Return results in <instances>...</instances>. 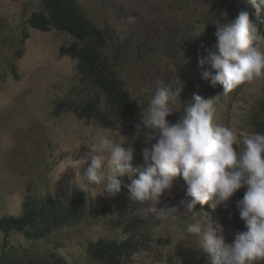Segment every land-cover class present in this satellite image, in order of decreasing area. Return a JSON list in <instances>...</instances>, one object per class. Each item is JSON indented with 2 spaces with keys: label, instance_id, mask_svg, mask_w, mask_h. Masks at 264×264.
<instances>
[{
  "label": "rangeland",
  "instance_id": "374dc122",
  "mask_svg": "<svg viewBox=\"0 0 264 264\" xmlns=\"http://www.w3.org/2000/svg\"><path fill=\"white\" fill-rule=\"evenodd\" d=\"M242 1L75 0L103 35L106 44L103 52L109 67L120 78L141 115L150 94L160 84L179 80L181 101L173 109L180 115L195 93V84L216 88L201 78L204 69L198 58L207 55L205 49L214 50L217 24L230 21V12L233 7L241 8ZM39 5L40 0H0V219L19 216L27 198L47 195L61 201L72 194L79 195L91 213L81 222L64 226L39 241L26 240L18 232L4 239L0 232V256L8 254L9 260L19 258L22 262L47 261L55 254L70 264H89L92 262L87 253L89 243L133 238L138 240V250L125 264H211L208 254L196 248L195 240L191 243L185 239L184 228L190 216L182 214L167 226L150 216H142L139 208L144 205L131 203L128 190L123 187L131 182L127 176L118 177L122 188L116 196L98 194V187L87 193L76 187L79 169L82 174L90 165L89 148L96 137L112 135L118 141L126 139L125 147L135 146L134 167L143 164L142 149L147 144L145 137H141L139 149L134 151L139 137L135 139V134L129 131V122L103 127L96 115L89 113L84 103L104 106V97L88 80L80 81L76 60L60 54L62 47L73 44L71 36L30 28L28 19ZM250 7L255 13H251L252 18L260 20L258 32L264 34V12L257 13ZM129 16L135 17L134 24H127ZM190 34L196 41L193 50L184 45ZM144 88L150 90L149 94L142 92ZM205 88L200 92H205ZM219 92L223 108L214 105L217 122L221 123L225 117V126L237 132L249 131L246 120L264 93V79L239 85L227 94L223 88ZM233 147L239 151L236 145ZM185 186L188 188L181 177L175 178L170 193L161 197L163 203L158 207L179 206L181 200L189 201ZM240 190L237 198L241 199L246 188ZM230 202L231 198L211 207L213 214L202 212L200 207L195 211L214 227L219 224L228 243L236 231L246 230L244 221L233 213L238 211L237 206L227 208ZM184 211L180 208V212Z\"/></svg>",
  "mask_w": 264,
  "mask_h": 264
},
{
  "label": "clouds",
  "instance_id": "9594fccd",
  "mask_svg": "<svg viewBox=\"0 0 264 264\" xmlns=\"http://www.w3.org/2000/svg\"><path fill=\"white\" fill-rule=\"evenodd\" d=\"M257 13L264 12V0H246ZM226 16V14H224ZM134 24L135 17H127ZM216 44L205 49L206 56L198 58L204 69L200 75L212 87L217 84L227 94L239 85L264 79V34L247 11H240L234 20L217 24ZM179 80L160 84L150 94L143 108L137 133L145 137L142 149L143 164L134 167V153L128 141H118L112 135L96 137L91 148L90 165L77 184L83 192L98 187V194L116 196L123 184L131 203L142 216H150L163 226L177 221L182 214L190 216L184 228L185 239L196 242V248L208 254L211 264H260L264 261V133L237 132L217 122L213 98L193 93L183 108V115L175 123L166 118L180 100ZM149 94L150 90L142 89ZM234 145L239 151L234 150ZM83 161V160H82ZM85 161H83V164ZM82 164V165H83ZM137 177L133 179V177ZM188 185L179 206L163 204L161 197L170 193L175 178ZM246 188L236 202L245 231H236L231 243L226 242L223 228L193 211L197 204L211 202V207L229 201L235 192ZM214 206V207H213ZM180 208L185 211L180 212Z\"/></svg>",
  "mask_w": 264,
  "mask_h": 264
},
{
  "label": "trees",
  "instance_id": "16d2710c",
  "mask_svg": "<svg viewBox=\"0 0 264 264\" xmlns=\"http://www.w3.org/2000/svg\"><path fill=\"white\" fill-rule=\"evenodd\" d=\"M250 5L246 3V0H243L241 8L233 7L228 20H234L242 9H245L250 14V19H252L251 17H254L252 14L255 13L251 10ZM252 20L258 31L259 18L256 17ZM28 25L30 28L42 32L52 30L63 32L74 39L71 46L60 49V54L77 61V77L81 82H84V79L88 80V83L104 97L105 102L104 106H99L96 103L86 101L84 103L85 107L89 110V113L96 115V119L101 121L103 127H112L116 122H129V131L135 134V139L139 137L136 140L134 139L137 144L134 151L138 150L142 140L141 137H144L142 134L138 135L137 133V125L140 124L142 115L136 103L130 99L128 93L123 89L120 78L109 67L110 63L103 52L106 45L103 35L86 18L75 0H40L39 9L31 13ZM204 91L207 92L206 96H208V92L213 91V89L205 88ZM221 106V103H219L220 109L223 108ZM250 115L252 117H249V125L254 127L256 132L264 133V93L261 99L257 101L253 114ZM181 116L179 114L178 117L175 111L166 119L170 123H175ZM225 121L226 118L223 117L221 123L224 126ZM249 128L251 130V127ZM151 143H155V140L147 144V147H151ZM186 188L185 186L184 190ZM240 192L239 189L234 193L235 196L233 194L230 206L227 208L236 205V202L240 199V197L237 198ZM48 196L42 198L29 197L23 203V210L19 216L1 218L0 232L3 234V238H8L9 234L18 232L19 235L23 234L26 240L39 241L61 230L64 226L81 222L91 213L86 202L79 195L72 194L63 201L53 199L51 196L48 198ZM209 205L201 206L197 204L193 210L194 212L198 211L197 208L200 207L202 212L213 214L211 204ZM233 213L236 215L239 214V211H233ZM139 235L143 236V234ZM137 243L138 240L133 238L123 240L98 239L88 244L87 253L90 260H92L89 264H125L134 256V250H138L139 244ZM12 262L13 264H70L55 256V254H52L51 259L47 261L32 259L27 261L26 259L22 262L19 261V258L9 260L8 254L0 256V264H11Z\"/></svg>",
  "mask_w": 264,
  "mask_h": 264
},
{
  "label": "bare ground",
  "instance_id": "6f19581e",
  "mask_svg": "<svg viewBox=\"0 0 264 264\" xmlns=\"http://www.w3.org/2000/svg\"><path fill=\"white\" fill-rule=\"evenodd\" d=\"M252 18V17H251ZM253 19V18H252ZM258 27H260V26H258ZM195 38L193 37V35L192 34H190V35H188L187 37H186V39L184 40V45L188 48V50H193L192 49V46H193V44H195ZM195 86H196V88H195V94H200L201 92H200V90L201 89H203V88H205V87H207L206 85H202V84H199V85H196L195 84ZM216 88L213 90V91H209L208 92V96H206V94H207V92H202L201 93V95L200 96H202L203 98H213V103H214V105H219V102L221 103V100H220V93L221 92H219V90L222 88V86L221 85H219V84H217L216 86H215ZM210 96V97H209ZM217 101H219V102H217ZM262 112V111H261ZM253 114V113H252ZM178 115V117H179V114H177ZM262 115V114H261ZM249 117H252V115H250ZM248 120H249V118L246 120V127H251V130L249 129V131H254V132H256V130H255V128L254 127H252V126H250L249 125V123H248ZM221 125H222V123H220ZM236 216H239V214H236Z\"/></svg>",
  "mask_w": 264,
  "mask_h": 264
}]
</instances>
